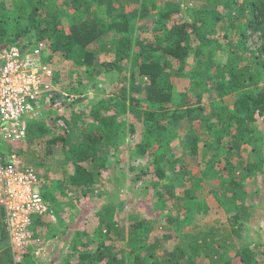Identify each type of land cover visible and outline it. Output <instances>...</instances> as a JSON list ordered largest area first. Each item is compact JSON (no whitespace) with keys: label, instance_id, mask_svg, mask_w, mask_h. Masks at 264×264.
<instances>
[{"label":"trees","instance_id":"1","mask_svg":"<svg viewBox=\"0 0 264 264\" xmlns=\"http://www.w3.org/2000/svg\"><path fill=\"white\" fill-rule=\"evenodd\" d=\"M116 1L63 0V4L72 10L67 27L61 17L64 9L57 6V0H11L0 4V52L23 43L26 38L30 45L37 40H47L49 61L52 62L57 52H63L66 59L78 68L79 74L91 71V80L96 74H106L109 78H115V75L128 81L118 93L92 101L90 113L85 112L84 116L99 122L95 128L80 124L77 113L70 119L62 117L68 128L61 136L52 139V143L62 146L69 154L66 162L74 164V171L68 178L69 185L79 190L80 193L75 192L78 197L92 190L97 182L94 169L105 166L104 155L108 154L110 143L118 147L115 142L123 131L122 119L134 116L140 122L144 119L146 125L145 137L137 144V152L141 156H152L158 177H166V166L175 169L180 162L184 178L189 175L188 182H183V195L176 197L173 189L170 191L169 199L173 200L176 210L186 205L188 214H192L189 203L197 200L195 190L209 187L216 192L214 189L219 187L225 201L233 203L230 207L235 212L232 232L241 237V231L245 230L252 236L250 222H259L264 211L260 210L261 194L257 202L247 204L246 180L257 171L264 172V158L261 156L259 161L250 158L245 164L241 160L240 165L232 158L240 157L243 146L254 145L255 141L258 145H254L252 152L264 155V133L257 135L258 129L253 127L264 117V87L259 88L264 82V0H197L201 4L190 15L186 12L189 0H162L161 3L148 0L131 12L117 7ZM100 10L108 13L109 21L103 18ZM155 11L152 25L146 28L152 39L136 34L138 20ZM178 15H183V19ZM223 27L224 35L235 31L240 39L230 43L227 62L216 64L212 54H205L202 46L218 45L219 40L214 36ZM250 27L262 31V47L255 50L246 48ZM194 38L201 41L197 46L193 45ZM103 54L114 55V60L103 61ZM124 60L129 61L128 68L122 63ZM189 65L193 81L201 90L196 94L195 102L186 93L176 101L173 76L183 75ZM126 70L130 77L122 76ZM58 79L56 76L55 80ZM81 84L83 82L73 90L80 95L73 104L85 102L87 87ZM205 92L213 101L235 94L236 98L232 105L212 102L208 106L203 103ZM142 94L145 96L141 97ZM145 103L151 104L152 109H144L142 105ZM63 104L65 106V102ZM184 122L189 124L182 142L184 150L193 156L203 154L195 173L184 170L186 163L180 157L172 158V131ZM130 129L134 132L132 122ZM202 130L207 132L208 139L201 135ZM42 131V122H34L29 126L28 137H35ZM202 140H205L204 146L200 147ZM259 191L262 192L263 188ZM163 195L160 193V199ZM196 204L197 208L204 206L201 202ZM50 208L57 216V209L51 205ZM176 214L168 217L166 224L178 220ZM4 216L0 206V264H24L15 262L10 246L3 242L9 238ZM44 216H37L34 220L35 237L59 234L51 227L54 226L52 221H44ZM100 216L101 224L95 232L100 246L115 228L118 236L125 240V247L114 251V247L104 245L103 252L96 250L100 246L81 251L80 245L87 248L89 241L80 245L74 243L71 248L78 254L74 264H264L263 241L251 238L238 247L226 227L198 229L199 225H194V235L190 233L175 247L166 248L162 239H168L167 235L149 240L155 228L150 220H137L125 239L122 229L115 227L113 218H105L103 212ZM78 242H81L80 238ZM76 254L70 253L69 257ZM29 257L32 255L27 254L26 258ZM64 264H73V261L67 258Z\"/></svg>","mask_w":264,"mask_h":264},{"label":"rangeland","instance_id":"2","mask_svg":"<svg viewBox=\"0 0 264 264\" xmlns=\"http://www.w3.org/2000/svg\"><path fill=\"white\" fill-rule=\"evenodd\" d=\"M145 1L148 2V0H126V2L117 0L115 3L117 7H122L124 11L131 12ZM156 1L161 3L162 0ZM56 4L58 7L64 9L61 17H63L66 27L69 26L72 10L63 4V0H57ZM200 4L197 0H189V3L187 1V14L190 15L193 9L197 8ZM99 13L103 15L105 20H110L108 13L104 10H100ZM152 13L149 14V17L138 20L135 29L136 34L152 39L150 31H146L147 26L150 27L152 25L156 11ZM178 17L183 19V15H178ZM259 17L261 18L262 16ZM224 34V27L219 28L214 36L219 40V44H203L202 46L205 54H212L211 58L216 64H225L227 62L231 48L230 45L240 39V36L235 31L229 32L228 36ZM247 34L246 48L255 50L262 47L261 30L250 27ZM109 36L107 39H109ZM28 40L26 38L24 42H28ZM200 42L194 38L193 45L197 46ZM46 43L48 44L47 40ZM215 43L217 44V42ZM101 59L103 61H113L114 55L103 54ZM122 63L127 68L130 65L127 60H124ZM52 64L55 68L56 76L59 78L56 80L58 88L64 92L63 100H59L65 101V106L63 102L62 106H60L61 101H56V104L50 103V105L44 103L42 112L39 115V121L43 124V131L35 137H28L24 143L10 145L7 149L18 151L23 164L34 167L43 178L42 192L45 195L46 201L53 208L57 209L58 214L57 216L55 215V218L46 215L44 216V221H52L54 226L51 225V227L55 228V231H58L59 234L53 237H47V235L44 237L37 236L38 241H36L33 247H27L24 253L23 251L13 253L9 239L4 240V244L10 246L16 263L64 264L67 258H70L73 264L76 263L78 254L71 248L74 243L80 245L89 241V245L86 246L87 248L80 245L81 251L84 249L91 251L100 246V242L95 239V232L101 224V212L106 213L105 218H113L112 221L116 223L115 227L122 229L125 239L132 232V228L137 220L152 221V225L155 228L149 235V240L162 239L167 235L169 236L168 239H162L166 248L175 247L188 234L194 233L195 231H192L194 230V225H199L198 229L206 226L226 227L233 234L234 241L238 247L248 243L251 238L264 242V216L259 222H250L252 227L250 234L252 233V236H249L245 230L241 231V237L232 232L234 227L233 214L235 212L230 207L233 203L225 201L219 187L214 189L216 192H212L209 187L196 189L197 200L189 203L192 214H188L189 211L186 209L188 206L186 205H183L177 211L173 200L169 199L170 191L173 189V195L176 197L183 195L185 193L183 182H188L187 178H189V175L184 178L180 162L176 165L175 169H169L167 166H164L165 170H167L166 177L161 179L158 177L155 172L152 156H141L137 152V144L145 137L146 125L144 119L140 122L134 116H127L122 119L121 127H123V131L120 133V138L115 142L118 144V147L116 148L114 144L110 143L108 154L104 155L105 166L94 169L97 182L91 191L78 197L75 192L80 193L78 192L79 190L68 183V178L74 171V164L71 161L66 162L69 154L66 150L62 149V146L54 145L52 139L61 136L68 128V123L62 118L63 116L70 119L74 113H77L79 115L77 119H79L78 122L80 124L89 126L90 128H95L96 125H99L97 120L94 121L90 117L84 116V113H90L94 99L97 97H109L118 93L121 87L126 85L128 81L122 80L115 75V78H109L106 74L101 76L96 74L95 78L91 80V71L79 74L78 68L74 67L66 59L63 52H57L54 55ZM125 75L130 77V73L127 70L122 74V76ZM82 82L81 86L86 84L87 87L84 90L85 102L82 103L80 101L78 104H73L75 99L80 96L73 93V90L74 88H79ZM173 85V95L176 101H180L183 94L186 93L190 96V100L195 102V96L201 90L200 86L193 81L190 65L186 67L183 75L173 76ZM262 87H264V82L260 84L259 88ZM65 94L69 96L65 98ZM144 96L145 94L141 95V97ZM235 98L236 94L226 96L223 99L217 98L213 101L208 92L203 93V103L208 106L212 102L214 104L225 102V104L232 105ZM142 107L146 110L152 109V105L147 103L143 104ZM131 122L134 124V132L130 129ZM197 125H199V122H197ZM253 127L258 129L257 135L264 133V117L253 124ZM188 128L189 124L184 122L180 127L173 129L174 138L171 142L172 158L176 159L180 157L186 163L184 164L186 166L184 170L195 173L203 154L193 156L184 150L182 142L185 139ZM205 130L200 131V133L205 139H208L209 136ZM204 141L200 142V147L204 146ZM254 145H258V141H255ZM254 145L245 144L242 148L241 156L236 159L233 157L232 160H235V163L240 165L241 160L245 164L250 158H253L254 161H259L261 156L264 158V155L252 152ZM246 183L248 187L247 204L252 205L255 200L257 202L261 194V200L259 201L262 205L260 210L261 212L264 211V172H255L246 180ZM262 188L263 191L260 192L259 190ZM160 193L164 194L163 199H160ZM165 199L168 200L162 206ZM199 202L204 204V206H201L202 210L199 207L197 208L196 203ZM176 213H178L179 219L172 220L173 222L166 224L167 218ZM135 216L136 218H134ZM79 238L81 242H78ZM104 245L114 247L113 250L115 251L117 248L125 247L126 244L125 240L118 236L114 228L110 233V237L104 240ZM104 245L96 250L103 252L105 249ZM70 253L76 255L69 257ZM27 254H31L32 257L26 258ZM228 256L231 257L230 255Z\"/></svg>","mask_w":264,"mask_h":264},{"label":"built area","instance_id":"3","mask_svg":"<svg viewBox=\"0 0 264 264\" xmlns=\"http://www.w3.org/2000/svg\"><path fill=\"white\" fill-rule=\"evenodd\" d=\"M10 1L0 0V4ZM48 56L44 40L32 45L25 41L0 52V206L13 253H24L38 241L32 229L37 216L55 218L39 172L7 149L27 141L29 126L39 121L44 103L63 102L64 92L58 88Z\"/></svg>","mask_w":264,"mask_h":264},{"label":"clouds","instance_id":"4","mask_svg":"<svg viewBox=\"0 0 264 264\" xmlns=\"http://www.w3.org/2000/svg\"><path fill=\"white\" fill-rule=\"evenodd\" d=\"M9 3V2H8ZM2 4V3H1ZM45 41V40H44ZM41 176V175H40Z\"/></svg>","mask_w":264,"mask_h":264}]
</instances>
